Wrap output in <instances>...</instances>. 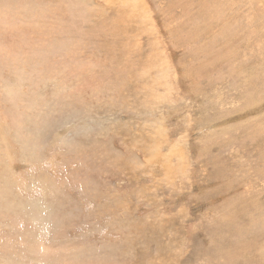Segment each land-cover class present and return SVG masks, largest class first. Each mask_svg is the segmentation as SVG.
Returning a JSON list of instances; mask_svg holds the SVG:
<instances>
[{"label": "rangeland", "instance_id": "374dc122", "mask_svg": "<svg viewBox=\"0 0 264 264\" xmlns=\"http://www.w3.org/2000/svg\"><path fill=\"white\" fill-rule=\"evenodd\" d=\"M134 3L0 0V264H264V0Z\"/></svg>", "mask_w": 264, "mask_h": 264}, {"label": "bare ground", "instance_id": "6f19581e", "mask_svg": "<svg viewBox=\"0 0 264 264\" xmlns=\"http://www.w3.org/2000/svg\"><path fill=\"white\" fill-rule=\"evenodd\" d=\"M109 2L110 1V18H111V24H110V29L111 30H114L115 32L119 31L120 30H126L127 28V25L126 24H123V22H121V18L123 19L122 21H127V22H131V21H134L133 18H134V15L133 13L131 12V7H134V2L132 1H129V0H105V2ZM141 2V1H140ZM120 3H124L125 4V7L124 9H129L128 10V14L122 12L120 9L121 12H118V7H121V4ZM97 5V4H96ZM142 5V4H141ZM115 7V8H114ZM138 8V7H137ZM133 10H136L133 9ZM109 11V10H108ZM139 11V10H138ZM136 12V11H135ZM140 12V11H139ZM106 20V19H105ZM110 20V19H108ZM109 24V23H108ZM129 27V26H128ZM131 29V28H130ZM101 31V30H100ZM123 32H121L122 34ZM121 34H119L121 36ZM127 34V33H126ZM117 35V34H116ZM118 37V36H116ZM116 39V38H115ZM114 39V40H115ZM120 39V38H119Z\"/></svg>", "mask_w": 264, "mask_h": 264}]
</instances>
